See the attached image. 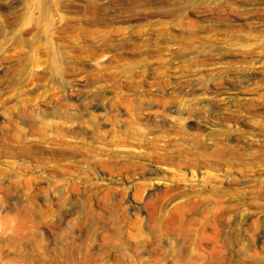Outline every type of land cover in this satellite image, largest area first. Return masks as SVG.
<instances>
[{
	"label": "rangeland",
	"instance_id": "obj_1",
	"mask_svg": "<svg viewBox=\"0 0 264 264\" xmlns=\"http://www.w3.org/2000/svg\"><path fill=\"white\" fill-rule=\"evenodd\" d=\"M44 4L0 0V264H264V0Z\"/></svg>",
	"mask_w": 264,
	"mask_h": 264
},
{
	"label": "bare ground",
	"instance_id": "obj_2",
	"mask_svg": "<svg viewBox=\"0 0 264 264\" xmlns=\"http://www.w3.org/2000/svg\"><path fill=\"white\" fill-rule=\"evenodd\" d=\"M25 7H26V14H27V19H28V25L32 27V25L38 24V19L39 22L44 26V32H47V29L50 25L54 24L53 19H48L46 9H45V4L44 0H23ZM41 9V16L39 18L31 17L33 16V11L34 10H40ZM30 14V15H29ZM26 22V21H25ZM54 65L58 69L62 66V58L60 54H54Z\"/></svg>",
	"mask_w": 264,
	"mask_h": 264
}]
</instances>
